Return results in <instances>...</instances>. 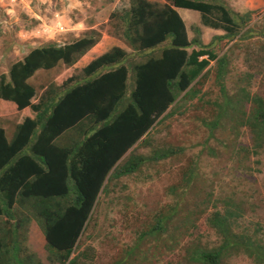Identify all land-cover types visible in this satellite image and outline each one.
<instances>
[{"label": "trees", "instance_id": "16d2710c", "mask_svg": "<svg viewBox=\"0 0 264 264\" xmlns=\"http://www.w3.org/2000/svg\"><path fill=\"white\" fill-rule=\"evenodd\" d=\"M176 8L199 13L202 28L224 35L212 36L206 44L190 39ZM250 15L235 13L219 0H169L163 5L120 0L110 20L122 41L144 55L140 62L127 66V52L112 47L78 75L68 71L100 40L99 32L88 30L63 45L33 48L11 64L7 75H0V118L18 114L19 119L11 135L0 123V264H43L26 247L31 222L43 235L48 262L81 264L79 255L71 256L107 184L181 154V149L160 148L148 156L129 154L120 164L154 125L172 115L175 104L196 97L194 85L213 61L221 101L213 120L205 122L210 135L223 118L233 116L250 129L254 151L263 148L264 98L251 97L244 89L229 97L221 84L226 59L214 49L221 40L234 39ZM194 32L199 35V28L194 26ZM59 66L67 68L64 78L39 95L30 80L38 71ZM245 102L252 105L248 113L242 109ZM195 176L188 169L179 187L189 186ZM177 188L169 193L176 196ZM178 205L159 213L148 233L166 234L179 215ZM222 206L207 218L219 246L193 244L186 251L187 264H223L226 256L238 253L264 264L263 242L239 231L240 207L230 199ZM178 222L195 228L190 217Z\"/></svg>", "mask_w": 264, "mask_h": 264}, {"label": "rangeland", "instance_id": "374dc122", "mask_svg": "<svg viewBox=\"0 0 264 264\" xmlns=\"http://www.w3.org/2000/svg\"><path fill=\"white\" fill-rule=\"evenodd\" d=\"M119 1L0 0V75H7L10 65L22 60L31 49L49 43L63 45L88 30L101 35L93 53L119 47L128 54L127 66L130 62H140L144 55L133 52L122 41L117 25L110 20ZM148 1L163 5L169 0ZM219 1L239 14L251 12L234 39H223L214 47L218 58L226 59L221 84L229 97L240 95V90L244 89L251 97L262 99L264 0L252 4L245 0ZM178 13L184 24H189L185 21L188 18L199 28L200 33L196 35L194 26L192 29L187 25L190 39L198 38L203 44L209 42L211 29L202 28L199 13L184 9ZM86 59L88 57L80 59L68 71L78 75ZM215 70L213 61L194 85L196 97L175 104L172 115L154 125L142 138L144 142L139 141L120 164L129 154L148 156L160 148L181 149V154L148 163L138 172L108 183L71 257L79 255L81 264H187L186 251L193 244L207 249L219 246V236L208 226L207 218L212 212L222 210L226 199L241 209L239 231L257 236L264 244V147L254 151L250 129L239 126L230 115L223 118L210 135L205 122L213 120L216 104L221 101ZM66 71L64 66L49 72L38 71L30 83L40 95L50 84L64 78ZM242 109L248 113L251 103L245 102ZM3 113L7 114L8 110L4 108ZM0 119L7 135H11L19 115ZM188 169L195 171V179L189 186L179 187ZM171 187H178L176 196L169 193ZM177 202L179 215L169 225L167 233L149 234L157 215L166 213ZM186 217L192 219L194 229L182 227L178 222ZM44 245L40 229L31 222L26 247L43 264H51ZM223 264L257 263L238 253L226 256Z\"/></svg>", "mask_w": 264, "mask_h": 264}, {"label": "crops", "instance_id": "0c3cea01", "mask_svg": "<svg viewBox=\"0 0 264 264\" xmlns=\"http://www.w3.org/2000/svg\"><path fill=\"white\" fill-rule=\"evenodd\" d=\"M245 1H249L251 4L252 3H255L257 0H245ZM150 2H152V1H150ZM157 3V2H156ZM166 3V2H165ZM164 3V4H165ZM180 10H182V9H179V8H176V11L177 12H180ZM235 13H237V11H234ZM179 14V13H178ZM180 16V15H179ZM185 21H186V23H189V24H187V25H190V26H194L195 24H192V22H191V20H189L188 18L186 19L185 18ZM186 24H185V27H186V29L189 27V26H187ZM207 29V28H206ZM205 29V30H206ZM207 31V30H206ZM210 34H211V36H222V31H220V30H210ZM208 33V32H207ZM189 36V35H188ZM93 50H94V48H92L89 52H87L81 59H83V58H87L88 57V59H86L87 61H84V62H86V64L84 65V66H86L91 60H93L94 58H96V57H98V56H100L101 54H103V53H98L97 51H96V53H95V51H94V53H93ZM105 53V52H104ZM85 60V59H84ZM32 230V229H31Z\"/></svg>", "mask_w": 264, "mask_h": 264}]
</instances>
